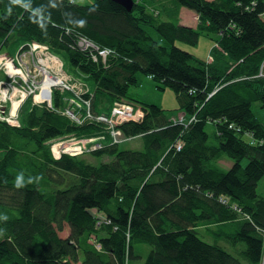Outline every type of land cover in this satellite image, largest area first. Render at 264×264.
<instances>
[{"label":"trees","instance_id":"trees-1","mask_svg":"<svg viewBox=\"0 0 264 264\" xmlns=\"http://www.w3.org/2000/svg\"><path fill=\"white\" fill-rule=\"evenodd\" d=\"M91 1L0 0V50L46 44L69 74L91 83L84 96L94 113L97 91L137 104L142 118L118 128L140 136L143 148H120L102 123L62 115L66 94L58 88L55 109L29 99L20 126L0 121V215L8 216L0 219V264H128L138 244L149 247L142 264H264V121L254 111L264 108V76H256L264 0H158L174 5V20L160 18L156 0L150 6L159 13L140 0L131 11ZM181 6L197 14L195 27L178 23ZM77 34L110 47V56L93 60L76 47ZM201 35L214 40L210 62L175 45H196ZM139 74L171 87L193 119H168L158 105L131 98ZM69 135L99 138L85 154L100 161L53 158L48 142ZM222 155L232 160L227 169ZM98 211L109 222L98 223Z\"/></svg>","mask_w":264,"mask_h":264},{"label":"built area","instance_id":"built-area-1","mask_svg":"<svg viewBox=\"0 0 264 264\" xmlns=\"http://www.w3.org/2000/svg\"><path fill=\"white\" fill-rule=\"evenodd\" d=\"M13 2V0H9ZM75 45L81 51L88 52L93 60H105L110 56L111 49L100 47L85 35L77 34L75 37ZM47 50L45 55L44 51ZM0 52V68L1 65L8 68L9 77L22 76L19 66L27 59L36 57V67L31 66V72H36L40 76V81L31 79L33 85L27 87L18 83L13 85L8 81L0 80V121H4L11 126H20L19 112L23 102L31 99L34 104H45L48 108L55 109L53 106V90L58 88L64 92L63 107H60L62 115L67 116L78 124L84 121L100 122L104 125L109 136L114 143H118L126 137L118 128V124L127 119L135 118V106L126 99L116 98L112 101L109 113H94L91 109V98L84 96L88 91V84L68 74L64 66L56 60L58 57L52 53L46 44L36 41H26L21 43L15 50V53L1 55ZM60 60L61 58L58 57ZM62 61V60H61ZM258 76H264V61L262 62ZM22 79H25L23 74ZM85 110L82 116L81 111ZM193 119V117L191 118ZM175 121L182 122L181 119ZM232 126V125H230ZM50 153L54 158H59L63 154L70 156H81L88 151L100 147L101 144L94 143L92 138H78L73 135L64 136L50 140L48 142ZM179 148V146H178ZM98 223L101 221L109 222L107 216L98 211ZM99 248V244H96Z\"/></svg>","mask_w":264,"mask_h":264},{"label":"rangeland","instance_id":"rangeland-1","mask_svg":"<svg viewBox=\"0 0 264 264\" xmlns=\"http://www.w3.org/2000/svg\"><path fill=\"white\" fill-rule=\"evenodd\" d=\"M91 2H92L91 0H88L87 3H91ZM150 8L152 9L154 7L151 6L149 7V9ZM160 18H162V15H160ZM175 45L188 52H191L196 57L206 62L207 59H209L210 49L214 45V40L210 38L209 36L201 35L196 45H190L187 43H183L181 41H176ZM17 46L18 44L16 45V44L8 43V45H5L4 48L0 50V52L5 51V52L12 53L13 55L15 53ZM5 52L1 53V55L3 56L4 54H6ZM44 53L45 55L48 54L47 50H45ZM56 60L61 64L63 63V61H61L58 57H56ZM35 63H36V57L34 59H27L23 61L21 66L19 67L22 71V76L24 74L25 79H22V76H16L15 80H13V77H9L8 68L1 65L0 80L8 81L13 85H17L18 83H20L25 87L29 86L30 84L33 85L35 83L33 82L31 83L32 81L31 79H35L38 82L40 81V78H41L40 76L36 75V72H31V66L33 65L34 67H36ZM138 79H139L138 84L136 86L129 88L128 95L131 98L144 102V103L156 104L162 109H164L167 115L168 114L173 115V116L175 115V117L176 116L178 117L177 119H181L182 121L181 123L187 124L190 120H192L191 119L192 116L191 117L186 116L184 112L181 110L182 99L177 93L174 92V90L171 87H168L162 84H157L155 81H153L150 78H147L145 75H142V74L138 75ZM158 85H160V88H158ZM99 96L100 95H98V99H100L99 104L101 107H104L105 104L110 103V101L112 100L111 95H108V94L101 96V98H99ZM29 108H30L29 102L27 101L23 102V104L21 105L20 112H19L20 124L23 123L24 116L26 112L29 110ZM254 111L256 113V116L259 119L261 120L264 119V108H259V109L254 108ZM102 113H105V112H102ZM206 130L210 132L211 126L207 125ZM83 137L92 138L94 143H99V144L102 143V141L99 138L93 137L91 135H85V136H81L78 138H83ZM243 138L244 139L248 138L249 140L252 139L250 135L248 136L243 135ZM109 139L111 140V143H114L110 136H109ZM117 144L119 145L120 148H125V149L126 148H134V149L143 148L142 141L140 138H136V139L126 138V139L121 140ZM82 157H84L88 162L93 163V164H97L100 161L98 157H94L89 154H85V155L83 154ZM245 162H246V159H243L242 163H245ZM68 233H69V226L65 224L64 229L62 231H59V235L66 236ZM225 246H228V245L226 244ZM80 255H82V253H80ZM241 260L244 264H246V261H244L243 259ZM137 262H138V259L134 258L130 261L129 264H137Z\"/></svg>","mask_w":264,"mask_h":264},{"label":"crops","instance_id":"crops-1","mask_svg":"<svg viewBox=\"0 0 264 264\" xmlns=\"http://www.w3.org/2000/svg\"><path fill=\"white\" fill-rule=\"evenodd\" d=\"M143 1V0H142ZM143 2H145V4H147L149 7H151L150 5L151 4H153V5H155L153 2H152V0H145V1H143ZM155 3H157V4H160L159 6V9H160V14L159 15H162V18L164 19V20H166V19H168V20H174L175 18H176V16H175V11H176V8L174 7V5L173 4H171V3H169L168 4V6H161V4L162 3H160V1H158V0H156V2ZM169 7H171V8H173L174 9V12L172 11V9H170ZM151 9V8H150ZM159 9H154V8H152L151 10H153V11H156V12H158L159 13ZM177 19H178V23L179 24H182V25H186V26H190V27H195L196 26V24H197V22H198V19H197V14L193 11V10H191V9H188V8H186V7H184V6H181L180 8H179V11H178V17H177ZM215 44V43H214ZM5 52V51H4ZM62 60V59H61ZM63 61V60H62ZM211 60H209V59H207V61L206 62H210ZM263 61H264V59H263ZM262 61V62H263ZM262 62H261V64H262ZM261 64L259 65V68H258V71H257V74H256V76H258V73H259V69H260V66H261ZM63 66H64V63H63ZM64 69H65V66H64ZM65 71H66V69H65ZM67 72V71H66ZM68 74H69V72H67ZM71 75V74H70ZM147 78H150L149 76H146ZM151 79V78H150ZM83 80V79H82ZM83 81H85V80H83ZM88 85H89V83L87 82V81H85ZM89 87L91 88V90H92V92H93V89H92V87L89 85ZM97 94H100L101 96H104V95H106L107 93H105V92H101V91H97L96 92ZM112 97V96H111ZM114 100V98L112 97V100L110 101V103H107V104H105L104 105V107H97L98 106V104H99V101H98V99L96 98V100H95V102H94V104H95V106H96V110H98V111H100V112H105V113H109V111H110V107H111V104H112V101ZM133 104H134V106H135V111H134V114H135V120H137V119H141L142 118V116H143V114H142V112H141V110H140V108H139V106L137 105V104H135L134 102H132ZM161 108V107H160ZM256 109H259V107L257 106V107H255ZM162 109V108H161ZM164 110V109H163ZM164 113H165V115L167 116V118L168 119H171V120H175L176 118H178L177 116L175 117V115L173 116V115H167L166 114V112L164 111ZM180 114V113H179ZM178 114V115H179ZM264 120V119H263ZM210 126H211V130H210V134H212L213 133V131H215V127H214V125L213 124H209ZM123 133V132H122ZM123 135L126 137V138H134V139H136V138H140L141 139V137L140 136H133V135H125L124 133H123ZM248 136V135H247ZM64 137V136H63ZM248 139V138H247ZM141 141H142V139H141ZM142 145H143V142H142ZM131 149H134V148H131ZM138 150H140V149H138ZM218 163H219V165L221 166V167H223V168H225V169H227V168H229L230 166H231V164H232V160L230 159V158H228L227 156H225V155H222L221 157H220V159L218 160ZM263 184H264V181H261L260 183H259V189L261 190V191H263V188H264V186H263ZM221 224H218L217 226H220ZM223 226V225H222ZM211 227H215L214 225H211ZM203 229V227H200V229H199V231H201ZM68 235V234H67ZM66 235V236H67ZM61 236V235H60ZM62 237H65V236H62ZM211 238V236L210 235H205V240H208V241H213V238ZM139 245V246H138ZM138 245H135V247H134V254H135V258L136 259H138V262H137V264L139 263H143V261H144V258H145V256H146V254H147V252H148V249H149V247L147 246V245H145V244H138ZM148 248H147V247ZM130 262H128V264H129Z\"/></svg>","mask_w":264,"mask_h":264},{"label":"bare ground","instance_id":"bare-ground-1","mask_svg":"<svg viewBox=\"0 0 264 264\" xmlns=\"http://www.w3.org/2000/svg\"><path fill=\"white\" fill-rule=\"evenodd\" d=\"M97 45L100 46V47H104V48H109V49H111L110 47H107V46H101L100 44H97ZM111 50H112V49H111ZM124 61H128V59H125V58H124ZM237 129H239V127H237ZM182 145H183V140H182V138H177V139L175 140L174 144H173V147H174L175 150H180L181 147H182ZM178 146H179V148H178ZM52 157H53V155H52ZM53 158H54V157H53ZM222 203L226 204V205L229 206V207H232V206H233L232 202L229 201V199L224 200ZM236 211H237L238 213H240V214H243V213H244V211H243L241 208H238V207H236Z\"/></svg>","mask_w":264,"mask_h":264},{"label":"water","instance_id":"water-1","mask_svg":"<svg viewBox=\"0 0 264 264\" xmlns=\"http://www.w3.org/2000/svg\"><path fill=\"white\" fill-rule=\"evenodd\" d=\"M111 1L120 4L127 11H131L133 7V0H111Z\"/></svg>","mask_w":264,"mask_h":264},{"label":"clouds","instance_id":"clouds-1","mask_svg":"<svg viewBox=\"0 0 264 264\" xmlns=\"http://www.w3.org/2000/svg\"><path fill=\"white\" fill-rule=\"evenodd\" d=\"M18 0H13V3H17ZM81 24H83V21L80 22ZM17 187H20L21 186V182H20V179L18 178L17 179ZM0 219L2 220H7L8 219V216L7 215H0Z\"/></svg>","mask_w":264,"mask_h":264}]
</instances>
